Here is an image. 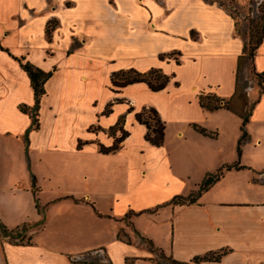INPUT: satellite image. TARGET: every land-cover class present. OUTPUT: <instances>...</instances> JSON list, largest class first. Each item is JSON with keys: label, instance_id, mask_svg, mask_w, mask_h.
<instances>
[{"label": "crops", "instance_id": "crops-1", "mask_svg": "<svg viewBox=\"0 0 264 264\" xmlns=\"http://www.w3.org/2000/svg\"><path fill=\"white\" fill-rule=\"evenodd\" d=\"M243 48L219 0H0V225L10 231L0 233V264H160L157 255L165 264H264V36L250 59L262 78L247 92L240 155L242 117L198 103L200 93L234 94ZM23 63L50 72L35 109ZM130 68H185L207 114L198 121L215 133L205 136L229 131L230 142L211 151L192 141L190 157L114 156L149 143L136 112L167 110L168 84L111 90L112 73ZM120 118L128 135L100 152ZM234 163L194 202H172ZM207 253L222 255L194 261Z\"/></svg>", "mask_w": 264, "mask_h": 264}, {"label": "rangeland", "instance_id": "rangeland-1", "mask_svg": "<svg viewBox=\"0 0 264 264\" xmlns=\"http://www.w3.org/2000/svg\"><path fill=\"white\" fill-rule=\"evenodd\" d=\"M219 1L223 3L224 7L236 20L238 27L236 34L242 36L244 43L250 47V35H255V31H257L254 25L257 24L260 29V16L263 14V8L261 7L263 5H260V3L264 0H253L252 2H238L234 0ZM179 70L180 71H177V68H174L171 73L172 75L168 74V104L167 110L163 112V118L161 117V120L165 125L162 145H164V142L167 144L163 147L162 145L155 147L151 143L144 144L141 142H132L124 148L125 150L123 153H116L114 156L125 155V157L134 156L140 158H158L161 155V151H163L164 153H171L175 157H190L192 155V149H190L192 141L199 142L200 145L204 144L206 147L208 146L206 141H208L209 146H211V151H215L217 149L220 150L224 148L228 142H230L229 131H222L218 137L210 138L195 130L191 125L197 124L204 127L201 121L198 120H201L203 117L205 118L207 114L198 107L195 100L196 93L190 89V72H186L185 68H180ZM116 78L119 80L120 76H116ZM236 80L237 90L234 98L230 102V106L235 110L247 113L248 109L252 105V102L247 98V92L251 88L259 92L261 85L260 78L252 71L249 56H246L241 60V64L237 69ZM115 101H122V99L116 98ZM148 108L149 107L142 108L140 111L143 112L142 115L144 119L151 123V125H155L157 124L156 116L149 112ZM190 111L191 118L194 120L191 123ZM185 118L188 119L185 120ZM122 123V118H120L111 130V133H114V138L119 137L122 134ZM184 126L185 130L182 131V134H179L178 132L182 130ZM184 192H189V190ZM7 199V204H11L15 200L11 197H8ZM157 257L158 260L160 259V264L166 263V260L162 256L160 257V255H157Z\"/></svg>", "mask_w": 264, "mask_h": 264}, {"label": "trees", "instance_id": "trees-1", "mask_svg": "<svg viewBox=\"0 0 264 264\" xmlns=\"http://www.w3.org/2000/svg\"><path fill=\"white\" fill-rule=\"evenodd\" d=\"M249 2H252L253 0H246ZM260 5L263 8V14L260 16L261 19V24H260V29L258 28L257 24L254 25L256 27L255 35H250L249 38V44L250 47L247 46L246 43H244V48H243V54L240 57V60L238 61L237 69L241 64V60L245 58L246 56H249V59H252L254 52L256 48L261 44L263 36H264V1L260 3ZM236 31H238L237 23H236ZM22 67L24 70L27 72L30 82L32 85V88L34 90V96H35V104L34 108L35 109L38 106L39 103V98L40 96L44 93V88L43 84L46 81V79L50 76V72H43L39 68L34 67L30 63H23ZM237 73V71H236ZM133 74V75H130ZM154 75V76H153ZM116 76H120V79L118 80ZM258 77L261 80V76L258 75ZM169 81V76L165 73H162L161 69L159 68H151L147 72H139L133 68H130L128 70H121L112 73L111 78H110V88L112 91L118 92L120 88L127 86L129 84L135 83V82H144L147 84V86L152 90V91H158L167 85ZM237 90V80H236V87H235V92L234 94L229 97L228 99H222L218 97L217 95L213 93H200L198 95V103L200 107L205 108L207 110L213 111L218 108H227L233 112L238 113L243 121L241 125V131L242 134L240 138L238 139L237 142V154L240 155L241 149L240 146L245 140L247 133L244 129V125L247 121V114L238 110L233 109L230 106V102L235 96ZM22 109H25L22 107ZM149 112L153 113L156 116V123L155 125H151L146 119L143 118V112L139 111L135 113V118L139 123H142L146 126V132L144 135V138L146 141L151 143L154 146H160L163 143L164 139V131H165V125L164 122L161 120L157 110L153 107H149ZM132 110V108H129V111ZM110 111L109 108H106L104 113H108ZM32 120L35 122V115L32 113ZM194 129L199 131L200 133L204 135H209V136H214L215 133L211 131H207L204 127H201L197 124H192ZM114 126L109 128V133H111V130L113 129ZM114 136V133H111ZM128 135V132L125 130H122V134L119 137H115L114 142L111 146H104L100 145V152L102 153H109V152H114L119 148V143ZM240 168L238 163H234L232 165H225L221 168H219L217 171L213 173H207L206 176L203 178L202 182L199 184L198 188L196 190H193L190 194L187 196H175L172 199V202L174 203H192L194 202L205 190H207L210 185H212L216 180L220 178V176L223 174L224 170H228L230 168ZM0 233L3 235H6L10 233L3 225H0ZM222 253H207L203 256H196L194 257V261H199V260H213V261H218L221 257ZM177 264H189V263H181L177 261H173ZM126 264H132V261H126Z\"/></svg>", "mask_w": 264, "mask_h": 264}]
</instances>
